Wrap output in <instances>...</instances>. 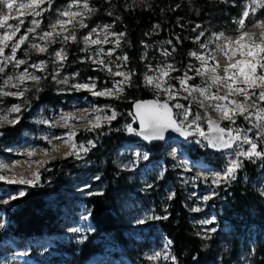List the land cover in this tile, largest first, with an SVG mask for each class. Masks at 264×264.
I'll list each match as a JSON object with an SVG mask.
<instances>
[{
  "label": "rangeland",
  "instance_id": "obj_1",
  "mask_svg": "<svg viewBox=\"0 0 264 264\" xmlns=\"http://www.w3.org/2000/svg\"><path fill=\"white\" fill-rule=\"evenodd\" d=\"M97 1L100 2L98 5ZM90 2L96 8H102L87 21L90 28L113 24V31H122L120 26L113 21L116 16L107 14L108 11H112L109 5H104L100 0H90ZM102 2L106 3L105 0H102ZM218 2L217 14L228 6L232 8L237 7V5L238 14L228 16V12L224 13L223 17H229V25L223 23L219 15L200 24L205 31V35L200 39L202 42L209 44L206 49L200 48L199 43L195 42V37L201 29H197L196 32L191 31L190 34L193 37L189 39L191 48L187 54L185 68L180 72H173V76L182 75L184 71H187L188 65L200 66V61L190 56V52L211 55L225 62L226 57L210 46L211 41L215 40L214 34L220 32H223L226 36H231L235 40L237 25L233 21L239 18L242 7L249 4L250 0H228V2L218 0ZM67 3L68 0H54L52 9L45 12L42 17L41 27H45L48 23L54 21L57 10L63 8ZM13 15H16V13H13ZM31 18L30 16L26 18L24 27L28 26V21ZM258 19H264V9L258 8L256 14L250 15L246 23ZM10 23L15 24L16 21H10ZM24 27L21 28V33H18L16 38L23 33ZM246 30L257 33L262 31V28H248ZM87 31V29H84L78 35L82 36ZM150 34L142 39L149 47L145 48L144 44L140 43V56L147 52V58L140 61L142 74L146 71V64L151 63L155 67L165 59L161 55L163 48H167L169 51H172L173 48V44L164 43L167 40L162 38L163 36H161L159 30L157 32L152 31ZM111 46L105 45V49L107 50ZM25 47L27 45L22 46V49L17 52L18 58H24L23 48ZM59 47V44L53 45V48ZM81 47H83L82 44H72L68 48V60L60 73V78L64 76L70 78L68 85L57 84L51 79V76L43 79L39 85V87L41 84L46 85L47 89L51 90V96H60V103L55 107L41 103L38 99V93L41 90L36 92L31 82H29L28 86L32 88V91H29L32 100H28L29 106L26 110H22L20 122L14 127L6 125L3 129H0V131L9 130L3 136H0V164L8 166L0 168V174L29 179L32 178L33 173L39 172L41 174L37 187L7 184L0 181V204H2L0 206V217L7 221L6 227L0 230V264H73L65 250L70 246L79 248L80 245L87 242L90 235L94 234L95 229L90 217L88 219H81V217L89 212L86 201L95 195H89V193H104V189L109 183L104 173L106 169L109 175L117 178L123 185L134 186L136 192L128 195V197L120 195L118 199L114 200L115 206L112 208V212L115 211L114 213L119 216L120 224L124 229L122 230V237L126 242L125 249L116 243L114 237L103 236L100 240H97L101 249L100 252L91 256L83 264H179L177 259L175 261L163 260L162 258L160 260L149 259L155 251L164 250V245L168 239L160 227V222L165 219L150 220L144 224L136 223L146 213L168 216V203L170 202L168 196L173 192L175 193L174 197L178 196L183 201V208L187 213L188 222L193 231L204 241L205 246H212L215 249V259L206 264H253L257 250L264 252V227L259 228L256 224L258 214L264 216V194H262L264 193V161L253 163L245 160L244 166L239 171L235 181L231 184H222L220 187H216L211 184V171H219L223 168L225 159L231 150L213 152L207 147L194 142L196 139H201L198 135H194L184 143H165L153 147H147L139 141L124 137L125 139H121L115 145H110L108 148L103 147V143L110 138L109 134L113 131H108V127L105 126L97 132H85L83 131L85 122L79 120L77 115H80V117L90 115L93 105L103 107L110 104L114 106L111 103L113 99L93 97L87 91L72 90L70 85L75 82H87L88 78L92 77L96 80L98 89L105 85L112 87V80H118L121 77H110L106 71L94 70L96 66L90 62L81 63V58L89 55V53L81 52ZM128 47V44H124L121 49H117L112 59L115 60L116 55H123L124 53L128 55ZM9 51L10 49H6V54ZM171 57L167 59V62L174 64L176 67V63ZM46 58L43 55L33 54L29 63ZM24 67L22 65L16 71L23 70ZM127 67L131 68L130 58ZM52 69L53 65L50 63L48 72L51 73ZM29 71L35 70L29 69ZM76 72H79L80 75L72 80L71 76ZM87 72H91L92 75ZM37 74L41 75V73ZM188 74L194 77L193 80L188 82L189 84L201 86L211 84L207 76L201 78L195 76L194 72ZM172 83L178 87L177 81H172ZM145 88L150 94V98L154 99L155 93L153 90L148 87ZM217 88L220 90V95L228 93L227 87L223 84L212 85L210 92L211 90L212 92L216 91ZM184 95H187V93L182 92L181 96ZM192 95L197 100L203 99L197 92H193ZM231 95L234 96V94ZM178 100L187 106L191 102V97L189 100L178 97ZM18 103H21V100L6 97L0 103V109H7ZM170 103H175V101ZM207 103L205 101L206 106ZM118 107L125 109V106L119 105ZM86 108L89 110L88 113L83 111ZM123 109L121 111L116 109L121 115L115 121L122 119V123L126 124L131 122V117L128 116L131 111ZM174 111L176 110L174 109ZM192 111L193 113L200 112L201 115L204 114V109L199 108L195 102H192ZM208 112L213 120H220L219 114L212 111L211 108L208 109ZM65 114H72L77 117V119L69 120L67 128L64 127L66 122L62 119ZM108 114H110V111ZM15 115L13 114V116ZM42 120H47L48 123H40L39 121ZM199 123L207 132L206 120ZM133 126L137 127L136 125ZM221 126L244 129L250 127L243 117H238L235 125H230L228 121H221ZM16 130H19L17 138L11 137ZM69 130L77 133L75 136L77 143H86L89 139L97 141L96 147L91 149L83 160H76L73 157L61 158L72 149L63 142V139H56V137L66 138L65 134ZM100 132L105 134L99 135ZM253 132H255V129ZM248 135L252 136L253 133H248ZM196 136L198 137L196 138ZM53 146L58 148V151H52ZM45 149L48 150V155H44ZM29 152H35L36 155L29 157ZM136 153H141L138 159ZM144 153L148 154L147 160L143 158ZM55 155H57V158L53 160L52 157ZM192 156L194 157L192 158ZM45 160L50 161V163L43 167L38 163H34L35 161ZM134 160L136 161L135 167L127 169L123 167V165L132 164ZM45 168H50L51 171H45ZM97 176L99 177L98 180L96 179ZM206 176L209 177L208 180H205ZM147 184H151L152 187L147 188ZM238 186L248 187L251 196L259 198L261 202V210L257 211L256 207L252 205L253 202L249 201L251 208L247 207L248 220L239 216L227 218V211H229V205L232 202V199L229 201L227 198L231 195L228 190ZM22 188L26 189L27 192L40 189L48 191L45 200L55 216V233L43 231L40 234L21 237L13 229L11 230L10 226L12 224L9 214L14 208L13 202L15 200H10V197ZM227 192L228 195H225ZM212 193H216V195L207 201L203 200L204 196ZM6 199L10 200L7 205L2 203ZM195 207H199L201 211H192ZM213 218L214 222L211 224L202 223L206 220H213ZM250 220L254 223L246 225ZM235 224L240 225L239 230H237ZM89 226L91 227L90 231L88 230ZM213 227L217 229L215 233L209 231ZM74 228H82L83 230L74 232L72 231ZM205 234H208L211 238L205 239ZM18 237L22 239H18ZM10 246H14V248H7ZM167 251L171 256H174L172 245L168 247Z\"/></svg>",
  "mask_w": 264,
  "mask_h": 264
},
{
  "label": "snow or ice",
  "instance_id": "obj_2",
  "mask_svg": "<svg viewBox=\"0 0 264 264\" xmlns=\"http://www.w3.org/2000/svg\"><path fill=\"white\" fill-rule=\"evenodd\" d=\"M109 5L112 0H105ZM228 2V0H224ZM135 0H133V4ZM54 0H0V103L3 98L14 97L21 100V103L13 104L10 108L0 109V129L6 125L14 127L21 120L22 110H26L29 106V101L26 93L32 91L29 82L35 88L36 92L41 89L39 87L43 79L51 76L57 84L68 85L70 78L64 76L60 78L61 70L64 68L68 60V48L72 44L80 45L81 52L89 53V55L82 57L81 63H91L95 65L94 70L106 71L110 77H121V79H113L112 87L107 85L97 88L96 80L92 77L88 78L87 82H75L70 85L72 90L87 91L93 97H107L119 100L123 98L125 87L137 86L134 83L136 72L134 69L127 67L129 56L127 53L123 55H116L115 60L112 57L115 55L117 49H121L124 44L130 46V42L126 40V31H113V24L98 25L96 27H89L87 21L95 15L99 9L96 8L90 0H68V3L61 9L57 10V16L54 21L48 23L45 27H41L43 23V15L52 9ZM46 5V6H45ZM181 5L176 4L172 11L179 8ZM151 8V5L148 6ZM126 10L131 8V5H125ZM264 9V0H250V3L242 7V11L238 19L233 22L237 25L235 32L237 33L235 40L231 36H226L223 32L216 33L215 40L211 43L215 44L216 49L223 53L229 61L226 65H221L218 60L214 64H209V60H215L211 55H202L198 52H190L189 55L200 61V66H187V71L182 75L173 76V72H179L174 64L168 63L167 59L175 52V47L172 51L163 48L161 55L165 58L160 61L155 67L151 63L145 65L146 71L142 74L143 83L145 87L151 88L155 93V98L151 100H137L133 102L134 111L129 112L131 122L122 125L120 128L112 129L111 124L121 114L115 109L113 105H104L103 107L93 105L91 114L81 116L78 119L85 122L83 131L97 132L108 127V131H124L129 135H134L142 138L149 143L154 141H165L166 133H175L185 140H188L194 135H198L201 139H196L194 142L207 148L216 151L224 152L231 150L219 171H211V184L220 187L222 184H231L237 179L239 171L243 168L245 160L250 162L264 161V42L256 43V40L264 41V31L260 33H252L247 31L248 28H264V19L256 21L249 20L250 15H255L257 9ZM163 12L164 9H161ZM16 13V15H13ZM109 16H113L112 11H108ZM199 14V10H197ZM32 17L28 21V26L24 27L27 17ZM180 17H177V23H180ZM116 21H120L121 17L116 16ZM10 21H16L15 24ZM183 27V25H180ZM24 31L21 33V28ZM160 28V24L153 26L152 31ZM88 31L78 35L82 30ZM201 29L195 37V42L199 43L200 48H208L209 44L202 42L201 37L205 35V31L200 24H196L192 29L196 32ZM150 35V33H145ZM111 38V39H110ZM177 42L181 40L179 36L176 37ZM222 41V42H221ZM145 48L149 47L143 41ZM164 43L172 45L171 39ZM59 44V48H53V45ZM23 48V57L18 58L17 52ZM105 45H112L105 49ZM95 46V47H93ZM6 49L10 51L6 54ZM50 49H52L50 51ZM45 56L46 59H40L29 63L31 56ZM239 59H235L236 56ZM147 58V52L143 53L141 59ZM53 65L52 72H48L49 64ZM25 66L23 70L16 71ZM34 69L35 71H29ZM222 70L224 75L220 76L218 71ZM194 72L195 76L201 78L208 77L211 84L205 86L189 84L194 77L188 73ZM37 73H41L38 75ZM47 74V75H43ZM80 73H73L72 80L79 77ZM172 81L178 82V87ZM223 84L227 87L228 93L225 95L219 94V88L216 91L210 92L212 85ZM236 85V87H233ZM187 95L181 96V93ZM199 93L203 99L197 100L192 94ZM231 94H234L231 95ZM163 97V99H162ZM180 99L189 100L191 102L186 106L180 103ZM175 101V103H170ZM207 101V106L205 104ZM192 102H195L199 108L204 109V114L200 112L193 113ZM226 102V103H221ZM211 108L220 116V120H213L208 112ZM174 109L176 111H174ZM88 113L86 108L83 110ZM110 111V114L108 112ZM13 114H16L13 116ZM191 117V119H190ZM243 117L250 127L244 129L240 127H222L221 121H228L230 125H235L237 118ZM63 120L77 119L72 114H65ZM206 120L207 132L201 127L200 121ZM40 123H48L47 120L39 121ZM138 122V128L133 124ZM64 127H68L65 123ZM255 129V132L253 130ZM248 133H253L249 136ZM5 133L0 131V136ZM100 132L99 135H104ZM66 138L56 137V139H63L66 145L71 147V151L64 154L62 159L73 157L76 160H83L89 151L96 147L97 141L89 139L86 143H77L75 131L69 130ZM206 142V143H204ZM247 145V147H245ZM52 151H58V148L53 146ZM47 149L44 150V155H48ZM36 155L35 152H29L28 156ZM141 153H136L138 159ZM143 158L148 159V154L144 153ZM56 159L55 156L52 157ZM41 167L50 163V161H35ZM134 160L130 165H123L124 168L135 167ZM7 165L0 164V168H6ZM45 171H51L50 168H45ZM41 179L39 172L33 173L32 178L16 177L0 174V181L7 184L25 185L27 187H37ZM98 180L99 177L97 176ZM209 177H205L208 180ZM87 187V186H86ZM151 188V184L146 185ZM103 195V193H89V195ZM264 194V193H262ZM27 195L26 189H20L15 195L10 197V200H16ZM216 193L206 195L203 197L204 201L211 199ZM175 193H170L168 199L171 200ZM10 200L6 199L2 203L7 205ZM192 211L199 212L201 209L195 207ZM91 213L82 216L81 219H88ZM168 219V216H159L146 213L142 218L138 219L136 223L144 224L150 220ZM213 220H206L202 223L211 224ZM7 221L0 217V230L6 227ZM82 228H74L72 231L81 232ZM88 230H91L89 226ZM215 233V227L209 230ZM205 239H210L208 234H205ZM172 241L167 240L163 251H155L150 257V260H172L176 257L171 256L167 249L171 246Z\"/></svg>",
  "mask_w": 264,
  "mask_h": 264
},
{
  "label": "trees",
  "instance_id": "obj_3",
  "mask_svg": "<svg viewBox=\"0 0 264 264\" xmlns=\"http://www.w3.org/2000/svg\"><path fill=\"white\" fill-rule=\"evenodd\" d=\"M100 1L104 5H109L102 2V0ZM99 3L97 1V5ZM176 4L181 6L172 11L171 9L175 8ZM218 4V0H135L134 4L133 0H112V4L109 6L113 14L121 17L120 21H113L120 26L122 31H126V39L130 42L127 51L130 58V69H134L136 72V76L133 79L137 85L125 87L123 98L111 100L116 109L121 111L123 108H119L118 106L120 105L125 106L126 110L132 112L131 107L134 101L152 99L142 83L140 43L143 37L146 36L145 33H151L153 26L160 24L158 30L163 36L162 38L173 41L175 52H173L171 58L176 63V68L182 71L185 68L187 54L191 48L189 39L193 35L190 33L195 25L210 21L218 15L223 23L229 25V17H223L224 13L228 12V16H236L238 14V5L232 8L228 6L217 14ZM125 5H131V8L126 10ZM149 5H151V8L148 7ZM99 9L102 10L101 7ZM161 9H164V11L162 12ZM197 10H199V14H197ZM177 17L181 18L179 24L177 23ZM181 24L183 27L180 26ZM177 36L181 38L179 42L176 40ZM87 73L92 75L91 72ZM40 87L41 91L38 93V99L41 103L49 104L51 107H55L60 103V96H51V90L47 89L44 84H41ZM26 97L31 101V92H27ZM122 125H124L122 119H118L111 124V128L117 129ZM8 131L3 130L4 133ZM122 132L113 130L109 134L110 138L102 146L108 148L121 139H125V136L121 134ZM18 133L19 130H16L11 137L17 138ZM104 173L109 183L105 187L103 195L91 196L86 201L91 213L90 220L95 229L94 234L90 235L87 242L80 245L79 248L70 246L65 250L73 264H82L93 254L100 252L101 249L97 240H100L103 236L114 237L116 243L125 249L126 242L122 237V230L124 229L120 224L119 216L114 213L115 211L112 212V208L115 206L114 200L118 199L120 195L128 197L130 194H135V188L132 185L120 183L117 178L108 174L107 169ZM228 192L231 195L227 196V198L229 201L232 199V202L229 205V211H227V218L239 216L248 220L247 207L251 208L249 201L253 202L252 205L256 207L257 211L261 210L259 198H253L248 187L238 186L228 190ZM228 192L225 195H228ZM47 196V190H30L26 196L15 200L13 202L14 208L9 214L12 224L10 226L11 230L13 229L21 237H29L40 234L43 231L55 233V216L46 203L45 199ZM168 205V219L161 221L160 227L166 238L172 241V254L176 257L178 263L206 264L214 260L215 249L212 246H205L204 241L193 231L192 226L188 222L187 213L183 208L181 198L178 196L174 197ZM257 218L256 224L258 227H264V216L258 214ZM250 223H254V221L250 220L246 225ZM239 226V224H235L237 230H239ZM253 264H264V252L257 250Z\"/></svg>",
  "mask_w": 264,
  "mask_h": 264
},
{
  "label": "water",
  "instance_id": "obj_4",
  "mask_svg": "<svg viewBox=\"0 0 264 264\" xmlns=\"http://www.w3.org/2000/svg\"><path fill=\"white\" fill-rule=\"evenodd\" d=\"M148 100H151V99H148ZM131 110L134 111V107H133V105H132V107H131ZM133 125H136L137 128H138V122L135 123V124H133ZM122 134H123L126 138L133 139V140H135V141H139V142H141L142 144L147 145L148 147H152V146H155V145H157V144H165V143H169V144H179V143H182V142L186 141L183 137H180V136H178L177 134H175V133H171V132L166 133V140H165V141H154V142H151V143H149V142H147V141H144V140H143L142 138H140V137H137V136H134V135H129V134H127L126 132H124V133H122ZM190 138H192V137H190ZM204 143H206V142H204ZM208 149H210V150L213 151V152H221V151H216V150L211 149V148H208Z\"/></svg>",
  "mask_w": 264,
  "mask_h": 264
},
{
  "label": "bare ground",
  "instance_id": "obj_5",
  "mask_svg": "<svg viewBox=\"0 0 264 264\" xmlns=\"http://www.w3.org/2000/svg\"><path fill=\"white\" fill-rule=\"evenodd\" d=\"M262 31H264V28H262ZM261 32V31H260ZM260 32H257V34L258 33H260ZM261 42H263V41H258V42H256V43H261ZM210 46H212V48H214V49H216V47H215V44H213V43H211L210 44ZM217 50V49H216ZM219 54H223V53H221V52H219ZM240 57L237 55L236 57H235V59H239ZM216 60H218L219 62H220V64L221 65H226L229 61L227 60V58L224 60L225 62H223V61H220L218 58H215V60H209V64L212 62V64H214L215 63V61ZM218 74L220 75V76H223L224 75V73H223V71L222 70H219L218 71ZM211 81V80H210ZM233 87H236V85H233ZM211 92H212V90H211ZM77 117H80V115H77ZM64 122H66V124H68L69 123V120H67V121H65V120H63ZM60 131V130H59ZM198 136H196V138H197ZM185 142V141H184ZM184 142H182V143H184ZM176 150H178V149H176ZM55 157L57 158V155H55ZM0 185H1V182H0ZM2 204H0V206H1ZM41 238V237H40ZM7 246V245H6ZM7 248H14V246H10V247H7Z\"/></svg>",
  "mask_w": 264,
  "mask_h": 264
}]
</instances>
